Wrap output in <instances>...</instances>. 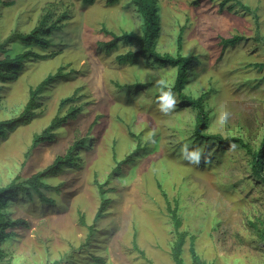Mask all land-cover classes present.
I'll use <instances>...</instances> for the list:
<instances>
[{
  "label": "rangeland",
  "instance_id": "obj_1",
  "mask_svg": "<svg viewBox=\"0 0 264 264\" xmlns=\"http://www.w3.org/2000/svg\"><path fill=\"white\" fill-rule=\"evenodd\" d=\"M221 1L157 0L156 49L196 58L185 93L205 95L209 125L203 132L240 136L255 148L264 134V0H240L244 6L235 1L222 6ZM1 2L11 5L0 3L5 50L0 58L26 50L53 56L31 58L16 79L0 82V119L20 114L30 88L48 74L60 70L62 75L43 89L29 123L0 137V186L16 176L26 179L64 155L74 141L91 137L86 148L75 149L79 167L46 179L61 185L59 192L44 191L53 204L33 193L32 199L16 198L8 205L9 216L23 218L27 226L2 245L5 264H174L170 247L176 235L166 200L178 208L179 230L191 234L183 246L184 264H192L190 237L207 264H264V181L253 176L249 154L237 144L198 138L197 110L175 93V107L161 111L156 83L165 79L172 85L174 67L143 57L131 65L118 63L116 56L137 51L136 44L105 50L110 35L104 30L141 34L142 18L131 0ZM48 8L51 21L62 11L69 16L47 37L49 46L5 43L13 32L28 33ZM232 37H238L233 44L224 41ZM129 85L134 87L128 90ZM72 94L74 100L59 108ZM71 107L79 110L55 129L54 140L31 149L34 133ZM225 110L228 121L221 125ZM184 144L189 153L199 150L198 164L183 158ZM132 154V162L114 171L118 161ZM97 182H107L111 207L89 239L100 203Z\"/></svg>",
  "mask_w": 264,
  "mask_h": 264
},
{
  "label": "trees",
  "instance_id": "obj_2",
  "mask_svg": "<svg viewBox=\"0 0 264 264\" xmlns=\"http://www.w3.org/2000/svg\"><path fill=\"white\" fill-rule=\"evenodd\" d=\"M95 0H82L86 5H90ZM118 0H107L108 4L116 3ZM228 1H235L236 3L244 6L240 0H222L220 5H224ZM135 5L136 9L141 15V34H136L132 31H122L120 34H115L112 31L104 30L108 35H110V40L104 43V48L107 51H110L118 47V43L125 44H136L137 51L127 50L124 53L118 54L116 60L120 64H135L138 62L139 57L143 59L152 61L161 65H169L175 68V79L172 84V92L177 95L180 102L189 105L197 110L195 116V129L194 133L198 138L203 139L204 141H214L217 144L231 143L237 144L240 147H243L246 152L249 154V163L251 166L252 174L255 178L264 181V134L262 135L259 144L255 148L251 146L240 136H226L222 137L220 134H205L204 129L208 128L209 125V115L206 108L208 107L207 103L204 101L205 95H200L196 98L190 94L185 93L186 84L188 83L189 76L193 73L192 65L195 63L196 58L192 55L186 56L181 53L175 55L168 52H160L156 49V36L158 33V21L159 17L157 14L158 4L157 0H131ZM3 4H10L11 2H1ZM246 9V7H245ZM68 13L62 11L54 21H51V10L48 8L47 11L41 16L38 24L34 26L28 33L22 32H13L5 40V43L11 42L13 40H19L24 43H34L41 47H47L50 44L49 39L47 38L53 30L59 29V24L68 19ZM181 32L177 37V47L178 50L181 48ZM238 37H232L224 39L227 43H234ZM3 44H0V51L4 52ZM53 54H41L35 53L31 50L23 51L19 54H16L13 57L8 55L0 58V82H10L16 79L18 73L21 71L24 66V62L34 58V59H47L52 57ZM60 70L55 74H48L40 83H38L34 88H30L28 99L20 112L15 117L9 119H0V137H6L8 132L15 130L21 125L29 123V121L34 117L35 110L39 106L37 99L40 97L43 89L56 77L61 76ZM157 84V83H156ZM134 86H126L130 90ZM74 95L72 94L69 97L63 98L60 102L59 108L68 101L74 100ZM78 108L71 107L67 113L62 116L54 117L48 126L39 133H34L32 137V143L30 148H35L38 143L53 141L55 138V129L67 122L68 119L73 117L74 113L78 111ZM95 121L91 124L93 125ZM91 137L85 136L73 142V144L68 148L64 155H57L53 161L47 165L44 169L34 172L26 179L21 180L19 176L14 177L8 184L5 186H0V264H5L3 258L5 253L3 252V244L6 241H9L12 236L16 233V229L26 227L27 222L23 218H11L8 213V205L15 200L16 198H33V193H36L38 198L44 202L53 204L54 199L48 197L44 194V191L54 190L56 192L60 191V184L52 186L46 179L48 177H53L68 167H79L80 163L78 162L79 156L76 155L75 149L86 148ZM140 145H137L136 150H138ZM144 149L148 150V142L144 146ZM134 154L127 155L126 158L117 162L116 168L120 169L125 164H128L133 161ZM98 185V194L100 203L93 217V224L88 227V238L90 239L95 223L102 219L105 216V213L109 207H111V199L106 197V193L109 191L106 187L107 182ZM167 207L170 211V217L174 225V232L176 235L175 240L172 242L170 247V256L174 264H184L181 255L183 251V246L185 245L186 238L189 237V234L185 230H179L181 225V219L177 214L178 208H171V205L168 200ZM80 220L84 222L83 215L79 216ZM260 237L264 239V220L262 221V226L260 229ZM189 244V252L192 257V264H207L202 260L192 247L193 238H191ZM133 246L136 247L135 236L133 240ZM141 255L143 256L144 252L140 250ZM96 259H101V257H96ZM9 262V260H6ZM9 264V263H7Z\"/></svg>",
  "mask_w": 264,
  "mask_h": 264
},
{
  "label": "clouds",
  "instance_id": "obj_3",
  "mask_svg": "<svg viewBox=\"0 0 264 264\" xmlns=\"http://www.w3.org/2000/svg\"><path fill=\"white\" fill-rule=\"evenodd\" d=\"M157 87L160 90V95L158 98L159 103H160V109L162 112L167 113L170 110H172L177 103V101L175 99V95L172 92V85L169 84L165 79H161V80L157 81ZM228 116H229V112L227 110L222 111L220 116H219L218 122L221 125L226 124L228 121V119H227ZM181 154H182L183 158L189 160L190 163H192V164H198L199 163V156H200L199 150L189 153L187 151V144H184L181 147Z\"/></svg>",
  "mask_w": 264,
  "mask_h": 264
}]
</instances>
